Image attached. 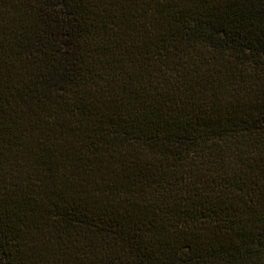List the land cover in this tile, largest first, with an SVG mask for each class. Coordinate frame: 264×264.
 Returning <instances> with one entry per match:
<instances>
[{
    "label": "trees",
    "instance_id": "1",
    "mask_svg": "<svg viewBox=\"0 0 264 264\" xmlns=\"http://www.w3.org/2000/svg\"><path fill=\"white\" fill-rule=\"evenodd\" d=\"M0 264H264V0H0Z\"/></svg>",
    "mask_w": 264,
    "mask_h": 264
}]
</instances>
